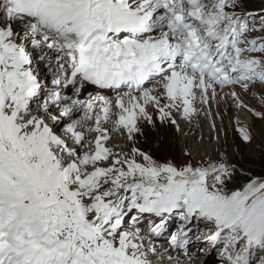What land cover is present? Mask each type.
Listing matches in <instances>:
<instances>
[{"label": "snow or ice", "instance_id": "snow-or-ice-1", "mask_svg": "<svg viewBox=\"0 0 264 264\" xmlns=\"http://www.w3.org/2000/svg\"><path fill=\"white\" fill-rule=\"evenodd\" d=\"M238 6L0 0V264H153L155 245L129 230L141 214L160 218L157 236L173 214L185 226L204 221L222 264H264V177L237 190L223 158L177 165L109 146L113 132L135 145L141 121L155 126L150 107L179 131L173 111L190 119L218 88L264 119L235 91L264 86V41L247 39ZM86 84L127 92L87 102L64 94ZM186 236L182 227L172 246Z\"/></svg>", "mask_w": 264, "mask_h": 264}, {"label": "bare ground", "instance_id": "bare-ground-1", "mask_svg": "<svg viewBox=\"0 0 264 264\" xmlns=\"http://www.w3.org/2000/svg\"><path fill=\"white\" fill-rule=\"evenodd\" d=\"M150 87H154V85H150ZM259 88L261 89V86L257 85V86H254L250 91L245 92L242 88H240L237 85L235 87V91H237L239 93L241 100L248 106V108H251V109L257 108L260 111H262V110L264 111V108H262L263 106L260 105L257 101H255L253 99L254 98L253 93L255 92V90L256 91L259 90ZM227 89L228 88H226V90L225 89L220 90L218 88L217 89L218 95L215 97H210L208 104H201V103H199V101H197L195 106L197 108L198 114L194 115L190 119H185L182 116L181 112L173 111V117L176 119L177 123L179 124V128H180V130L177 131L176 126L174 125L176 132L178 134V137H179L178 144L183 149H185L187 147L188 149H190V151L192 150V152L194 154L195 153L200 154L201 155L200 158H199V156L195 157L196 159L198 158L197 159L198 161L200 159L205 160V161L208 160L209 154L213 155L214 158L219 159L220 154L224 153L225 148L226 149L228 148V144H229L228 143V133L229 132H227L229 130L228 127H233L234 130H236L239 127H245V128H247V130H249V127H251V129H254L255 132L257 133V129L255 128V118H253L252 113L249 112L247 108H238L236 106V102L234 101V99L229 95V93L233 89H231V88H229L228 90ZM107 91H109V90L108 89H102V92H104V93H106ZM126 92H127V89H125V91H122L121 93H116V94L122 95V94H126ZM258 93H260V92H258ZM261 93L264 94V87H263ZM149 111H150V114L153 116L155 123L160 122L158 119V113L155 111V109L150 107ZM202 114H204V116ZM82 116H83V113H79L76 118H80ZM212 122H215V124H216L215 127H213V125H210ZM227 122H228V124L226 125ZM88 123L91 124V122H88ZM145 123H147V122L141 121L140 127L144 126ZM206 124H209L210 126L206 127ZM147 125L149 126L151 124L147 123ZM63 127H65V126L64 125L57 126L56 130H57L58 134H60L62 136H67L68 134L65 131H63ZM105 127H111V122H109V124L105 125ZM113 136H114V139L109 141V146H115L117 150H119L120 147H124L127 150V148H130L132 146H135V147L140 149V147L138 146V138H139L138 134L136 135L135 145H133L132 142L127 139L126 135H120V134H116L113 132ZM175 138H177V137H175ZM88 139H92V137L89 136ZM214 139L216 141L219 139L220 142L216 143L213 141ZM211 141L214 143H212ZM243 141H244V143H246L245 140H243ZM113 142L115 144H113ZM175 142H176V140H175ZM210 142L212 143V145H211V147H209V152H208L207 151V147H208L207 143H210ZM224 154H225V156L229 157L228 156L229 153L226 152ZM194 222L198 223V226L200 227V229H206L208 226V224L204 221H195L194 220ZM195 235H197V234H195ZM149 240H150V238H149ZM198 241H200V240H198ZM144 243H145V247H148L150 242L148 243L145 240ZM198 243L200 244V242H198ZM200 250H202V249L199 248L197 250L198 254H200ZM194 253L196 254V251H194ZM194 253L192 252L191 255H193ZM161 254H164L163 257L161 256ZM150 255H153V254L149 253V256ZM169 255L172 256V258H173L171 261H169L167 258ZM191 255L188 258L174 257V255L169 253V252H162V251L157 249V253L153 256L159 257L158 260L162 261L161 264H200V262L197 260V257H192ZM212 256H213V253L210 252L205 257L206 264H211L210 263V257H212ZM150 259L151 260L153 259L154 261L157 260L155 258H150ZM213 264H214V262H213Z\"/></svg>", "mask_w": 264, "mask_h": 264}, {"label": "rangeland", "instance_id": "rangeland-1", "mask_svg": "<svg viewBox=\"0 0 264 264\" xmlns=\"http://www.w3.org/2000/svg\"><path fill=\"white\" fill-rule=\"evenodd\" d=\"M237 11L240 13L242 20L246 22L251 29H253L252 31L246 34L247 39L249 40L254 39L257 40L258 42L264 41V0H239V6L237 8ZM253 55H259V54H253ZM258 86H261V89L259 88V90L257 91L255 90V92L253 93V97H254L253 99L257 101L260 105H262L263 106L262 108H264V101H262L261 99V97L264 96V94L261 93L264 86L262 85H258ZM252 109L256 112L260 111L257 108H252ZM251 113L253 115V118H255V128L257 129V133H256L254 129H251V127H249L248 131L252 137L251 141L250 142L246 141V143H244L243 141L244 139L242 138V135L239 132L240 127L237 128L236 130H234L233 127H228L229 130L227 132H229L228 133L229 144H228V148L227 149L225 148L224 153L226 152L229 153L228 154L229 157L225 156L224 153H221L219 159H216L214 158L213 155L208 153L209 154L208 160L211 159L213 161H219L221 158H223L225 162L233 166L234 170H236L237 163H240L243 160H257L264 156V119L255 116L253 112ZM202 115L204 116V114ZM167 122L168 121L164 123L157 122L155 123V126H153L152 124L148 126L147 123H145L144 126H141L142 134H138L139 136L138 146L140 147L141 151L148 153L158 161L165 162L170 160L177 165L183 164L186 160H191L192 162L195 163L208 161L202 159L198 161L197 160L198 158L196 159L195 157L199 156L200 158L201 157L200 154L198 153L194 154L192 150L190 151V149H188L187 147L185 149L181 148V146H179L178 144L179 137L176 132L175 126L170 122L168 123ZM213 124L216 125L215 122H212L210 125ZM227 124L228 122L226 123V125ZM210 125L206 124V127ZM213 141L216 143L220 142L219 139L217 141L214 139ZM114 142L113 144L116 143ZM211 142L207 143L208 152H209V147H211L212 143H214ZM144 231L145 230H143V233ZM196 233L198 234V232ZM153 258L157 259L155 260L156 263L158 264L162 263L161 260H158L159 257H153ZM198 261L202 264H206V262L203 261L202 259L201 260L199 259ZM210 263L213 264V261H210Z\"/></svg>", "mask_w": 264, "mask_h": 264}, {"label": "trees", "instance_id": "trees-1", "mask_svg": "<svg viewBox=\"0 0 264 264\" xmlns=\"http://www.w3.org/2000/svg\"><path fill=\"white\" fill-rule=\"evenodd\" d=\"M253 177H264V156L257 160H243L237 163L230 187L240 190Z\"/></svg>", "mask_w": 264, "mask_h": 264}]
</instances>
